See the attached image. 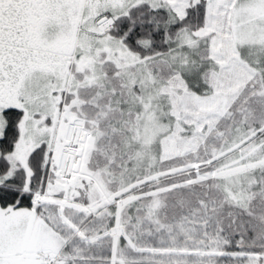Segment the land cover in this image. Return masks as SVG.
<instances>
[{"label":"snow or ice","instance_id":"6c2138e0","mask_svg":"<svg viewBox=\"0 0 264 264\" xmlns=\"http://www.w3.org/2000/svg\"><path fill=\"white\" fill-rule=\"evenodd\" d=\"M0 264H264V0H0Z\"/></svg>","mask_w":264,"mask_h":264}]
</instances>
